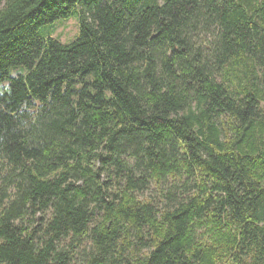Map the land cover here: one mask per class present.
<instances>
[{
    "label": "trees",
    "instance_id": "obj_1",
    "mask_svg": "<svg viewBox=\"0 0 264 264\" xmlns=\"http://www.w3.org/2000/svg\"><path fill=\"white\" fill-rule=\"evenodd\" d=\"M0 264H264V0H0Z\"/></svg>",
    "mask_w": 264,
    "mask_h": 264
},
{
    "label": "rangeland",
    "instance_id": "obj_2",
    "mask_svg": "<svg viewBox=\"0 0 264 264\" xmlns=\"http://www.w3.org/2000/svg\"><path fill=\"white\" fill-rule=\"evenodd\" d=\"M77 32V19L72 14L68 18L59 19L54 23L52 37L65 44L73 40L76 37Z\"/></svg>",
    "mask_w": 264,
    "mask_h": 264
}]
</instances>
